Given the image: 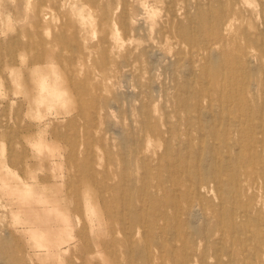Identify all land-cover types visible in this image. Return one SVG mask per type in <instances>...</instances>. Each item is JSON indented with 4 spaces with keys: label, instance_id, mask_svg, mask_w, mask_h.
Masks as SVG:
<instances>
[{
    "label": "rangeland",
    "instance_id": "1",
    "mask_svg": "<svg viewBox=\"0 0 264 264\" xmlns=\"http://www.w3.org/2000/svg\"><path fill=\"white\" fill-rule=\"evenodd\" d=\"M263 103L264 0H0V264H264Z\"/></svg>",
    "mask_w": 264,
    "mask_h": 264
},
{
    "label": "bare ground",
    "instance_id": "2",
    "mask_svg": "<svg viewBox=\"0 0 264 264\" xmlns=\"http://www.w3.org/2000/svg\"><path fill=\"white\" fill-rule=\"evenodd\" d=\"M209 2V1H208ZM208 5H209V3H208ZM191 6V5H190ZM186 8H188V7H186ZM189 10V9H188ZM161 13V12H160ZM79 14V13H78ZM183 16V15H182ZM181 17V16H180ZM182 18V17H181ZM180 18V19H181ZM190 19V18H189ZM154 28V27H153ZM128 30H129V28H128ZM125 31H127V30H125ZM127 36V35H126ZM182 41V40H181ZM184 41V40H183ZM210 42V41H209ZM150 50V49H149ZM216 50V49H215ZM216 53H217V51H216ZM220 54H222V53H220ZM219 54V55H220ZM227 54V53H226ZM210 55V54H209ZM214 56H215V54H214ZM223 56V55H222ZM168 57V56H167ZM210 57V56H209ZM221 57V56H220ZM246 57V56H245ZM222 58V57H221ZM191 59V58H190ZM218 60V59H217ZM216 60V61H217ZM220 60V59H219ZM222 60H223V58H222ZM251 60V59H250ZM253 62V61H252ZM256 62V61H255ZM224 64V63H223ZM224 66V65H223ZM226 66V65H225ZM179 70V69H178ZM190 71V70H189ZM222 71H224L223 70V67H222ZM247 71H249V69H247ZM192 73V72H191ZM192 75V74H191ZM190 76V75H189ZM209 81V80H208ZM207 83V82H206ZM209 84L211 83L210 81L208 82ZM208 84V85H209ZM158 85V84H157ZM212 88V87H211ZM237 90V89H236ZM241 90V89H240ZM222 91V90H221ZM212 92H214V91H212ZM224 93H225V91H224ZM141 95V94H140ZM139 95V96H140ZM99 97V96H98ZM233 98V97H232ZM112 100V99H111ZM113 102H115V99L113 98ZM210 100V99H209ZM119 102V101H118ZM146 102H148V101H146ZM233 102V101H232ZM112 103V102H111ZM210 103V102H209ZM122 104V103H121ZM121 104H119V105H121ZM215 104V103H214ZM264 104V103H263ZM117 105V104H116ZM210 105V104H209ZM264 107V106H263ZM262 107V108H263ZM106 108V107H105ZM221 108V107H220ZM250 109H251V107H250ZM91 112H92V110H91ZM204 112V111H203ZM94 113V112H93ZM210 113V112H209ZM197 114H198V112H197ZM206 114V113H205ZM211 114V113H210ZM96 116V115H95ZM130 116V115H129ZM145 116V115H144ZM210 116V115H209ZM213 116V115H212ZM214 117V116H213ZM213 117H211L212 119H213ZM241 117V116H240ZM130 118V117H129ZM221 119H223V118H221ZM211 120V119H210ZM99 121V120H98ZM122 121V120H121ZM131 121H132V119H131ZM130 121V122H131ZM110 122V121H109ZM123 122V121H122ZM121 122V123H122ZM201 122H202V120H201ZM112 124V123H111ZM115 124V123H114ZM113 125V124H112ZM132 125V124H131ZM247 125V124H246ZM258 125V124H257ZM117 126H118V124H117ZM259 126V125H258ZM151 127V126H150ZM260 127V126H259ZM118 128V127H117ZM122 128V127H121ZM123 129V128H122ZM133 129V128H132ZM258 130H259V128H258ZM261 130V129H260ZM129 131H130V129H129ZM141 132V131H140ZM205 133V132H204ZM259 133H260V131H259ZM144 134V132L142 133V135ZM260 135V134H259ZM232 137V136H231ZM254 137V136H253ZM259 137V136H258ZM189 140V139H188ZM135 142V141H134ZM216 143V142H215ZM253 143V142H252ZM216 144H218V143H216ZM120 146H121V144H120ZM200 146V145H199ZM133 147V146H132ZM237 148V147H236ZM129 150V149H128ZM212 150V149H211ZM251 151V150H250ZM233 153V152H232ZM253 153V152H252ZM229 154V153H228ZM227 154V155H228ZM228 156H231L230 154L228 155ZM227 156V157H228ZM205 159V158H204ZM133 161V160H132ZM177 162V161H176ZM129 162H128V157L125 155V153H124V156H123V163H122V166H121V174H122V176H124L125 174H126V172L128 171V168H129V164H128ZM146 163H148V162H146ZM174 163V162H173ZM224 163V162H223ZM223 163H222V165H223ZM170 164V163H169ZM176 164V163H175ZM173 165V164H172ZM227 165V164H226ZM232 165V164H231ZM181 165H179V167H180ZM224 166V165H223ZM176 169V168H175ZM174 169V170H175ZM180 169V168H179ZM219 169V168H218ZM169 172V171H168ZM174 172V171H173ZM175 173V172H174ZM176 174H178V173H176ZM183 175V173L181 174V176ZM171 176V175H170ZM184 177H185V175H184ZM225 177V176H224ZM164 178V177H163ZM231 179V178H230ZM138 180V179H137ZM164 180H165V178H164ZM177 180V179H176ZM192 180V179H191ZM127 181H129V180H127ZM235 181V180H234ZM215 182V181H214ZM219 182H220V179H219ZM218 182V183H219ZM163 184V183H162ZM198 185V184H197ZM133 187V186H132ZM220 187V186H219ZM223 187V186H222ZM237 187V186H236ZM235 187V188H236ZM226 188V187H225ZM216 189V188H215ZM226 190V189H225ZM127 191H128V189H127ZM177 192V191H176ZM121 193H122V191H121ZM124 193V192H123ZM122 193V194H123ZM178 194V193H177ZM180 195V194H179ZM133 196H135V195H133ZM132 196V197H133ZM149 196V195H148ZM124 197V196H123ZM127 197V196H126ZM131 197V196H130ZM183 197V196H182ZM134 198V197H133ZM183 199V198H182ZM31 199L30 198H28V201H30ZM123 200H125V199H122V203H123ZM126 201H128V200H126ZM131 201H132V199H131ZM221 201V200H220ZM125 202V201H124ZM149 204V203H148ZM121 205H124V204H121ZM125 205H127V204H125ZM136 205V204H135ZM172 205H173V203H172ZM197 205V204H196ZM115 206V205H114ZM132 206H134L133 205V203H132ZM138 206V205H137ZM136 206V207H137ZM151 206V205H150ZM148 207V206H147ZM161 207H163V206H161ZM184 207V206H183ZM124 209H122V208H110L109 209V216H110V218L112 219V221L114 222V224H116V225H120L121 227H123V228H125L126 226H130V228H132L133 226H136V225H138V224H140L141 223V221H142V217H140V215H136V214H132V215H130L131 213L130 212H128L129 210H127V208L126 207H123ZM172 208V207H171ZM220 208H221V205H220ZM237 208V207H236ZM139 209H140V207H139ZM134 210V209H133ZM46 211V210H45ZM180 212V211H179ZM149 213V212H148ZM176 213V212H175ZM181 213V212H180ZM204 213V212H203ZM245 213V212H244ZM221 214V213H220ZM225 214V213H224ZM247 214V213H246ZM167 215H168V213H167ZM179 215V214H178ZM146 216H147V213H146ZM155 216V215H154ZM186 216V215H185ZM148 217V216H147ZM181 217V216H180ZM255 217V216H254ZM44 218H47V215H45V217ZM203 218V217H202ZM212 218V217H211ZM174 219H175V217H174ZM221 220V219H220ZM172 221V220H171ZM177 221V220H176ZM205 221V220H204ZM186 223V222H185ZM141 225V224H140ZM64 226L66 227V221H64ZM146 227V226H145ZM173 229V228H172ZM203 229V228H202ZM160 230V229H159ZM175 230V229H174ZM207 230V229H206ZM168 231H169V228H168ZM173 231V230H172ZM250 231V230H249ZM139 232V231H138ZM160 232V231H159ZM162 232V231H161ZM175 232V231H174ZM204 232V231H203ZM128 233V232H127ZM126 233V234H127ZM130 233V232H129ZM205 233V232H204ZM66 234V233H65ZM69 236H70V238H72V235L70 234V233H67ZM130 236H132V235H130ZM139 236V235H138ZM165 236V235H164ZM171 235H169V237H170ZM204 236V235H203ZM205 237H206V235H205ZM173 239V238H172ZM260 240V239H259ZM258 240V241H259ZM179 241H180V239H179ZM139 241H137V243H138ZM223 242V241H222ZM136 243V244H137ZM250 244V243H249ZM256 244V243H255ZM205 245H206V243H205ZM260 245V244H259ZM251 246V245H250ZM154 247V246H153ZM225 247V246H224ZM141 248V247H140ZM204 248H205V246H204ZM216 248V247H215ZM121 249V248H120ZM137 249H139V248H137ZM129 250V249H128ZM127 250V251H128ZM141 250V249H140ZM218 251H219V249H218ZM252 251V250H251ZM190 252V251H189ZM188 252V253H189ZM214 252V251H213ZM216 252H217V250H216ZM140 253H141V251H140ZM144 253H146V251L144 252ZM143 253V254H144ZM220 253H222V252H220ZM226 253V252H225ZM147 254V253H146ZM250 254V253H249ZM222 255V254H221ZM121 256V255H120ZM142 256H144V255H142ZM146 256V255H145ZM194 257V256H193ZM223 257V256H222ZM253 257H254V255H253ZM120 259V258H119ZM148 259V258H147ZM181 259V258H180ZM207 259H208V257H207ZM222 259V258H221ZM216 260H218V259H216ZM143 261V260H142ZM174 262V261H173ZM183 262V261H182ZM224 262V261H223ZM225 263V262H224ZM228 263V262H227ZM231 263V262H230ZM230 263H228V264H230ZM244 263V262H243ZM248 263V262H247ZM246 263V264H247ZM222 264V263H221Z\"/></svg>",
    "mask_w": 264,
    "mask_h": 264
}]
</instances>
